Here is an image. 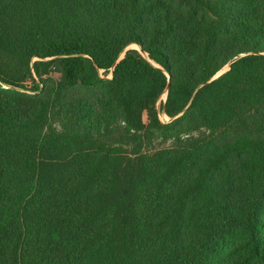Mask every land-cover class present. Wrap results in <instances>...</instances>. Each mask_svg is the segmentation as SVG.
<instances>
[{
  "label": "trees",
  "instance_id": "16d2710c",
  "mask_svg": "<svg viewBox=\"0 0 264 264\" xmlns=\"http://www.w3.org/2000/svg\"><path fill=\"white\" fill-rule=\"evenodd\" d=\"M56 65L105 100L20 91ZM247 94L264 108V0H0V264H264Z\"/></svg>",
  "mask_w": 264,
  "mask_h": 264
},
{
  "label": "rangeland",
  "instance_id": "374dc122",
  "mask_svg": "<svg viewBox=\"0 0 264 264\" xmlns=\"http://www.w3.org/2000/svg\"><path fill=\"white\" fill-rule=\"evenodd\" d=\"M130 49L139 50L140 48L137 45H132L128 48V50ZM123 56L124 55H122L121 58H123ZM37 59L38 58H34L31 64L37 61ZM228 70H229V67H226L220 73H218L213 79L222 76L223 74L228 72ZM12 73L20 77V75L16 74L15 71H12ZM100 75L102 76L103 79L111 80L113 78V69H111L108 72L102 70L100 71ZM42 79L45 81L46 86L44 87L43 90H35L36 84L38 82H41V79L37 77L34 74V72H32V77L22 82V85H24L23 87L25 88H23L20 91H22V93L27 94L29 96L40 95V92H34V91H49L50 89L52 91H71L66 96L67 98L71 100H75L83 94H86V96L87 94H90L93 102H96V99L105 100L103 97V91H105L103 86H97L94 88H85V87H80V86H76V87L67 86V84L62 79L61 70L58 65H56V68H53L51 70V74L49 76L43 77ZM2 89L9 90L10 87L7 85H3ZM89 91H93V92L89 93ZM166 99H167V94H165L161 98L159 104L162 101L165 102ZM251 101H252V96L250 94H247L245 96V103L240 108L238 107L235 108L234 118L240 119V123L237 122L236 120L235 122H233V129L231 132L233 137H236L237 135H240V136L243 135L245 137H251V138H258V137L264 136V108L262 106L254 107L251 104ZM104 104L107 106V101L104 102ZM100 108L101 107L99 105L96 106L97 111H99ZM160 119L163 123H168L170 121L169 117L165 115L164 113H162L161 111H160ZM53 127L58 128V123L54 125ZM201 133L209 135V131H207L204 128L201 129ZM163 143H164L163 140L158 139L156 142H154V145L156 147H166L170 145L169 142H167L166 144H163Z\"/></svg>",
  "mask_w": 264,
  "mask_h": 264
},
{
  "label": "water",
  "instance_id": "95a60500",
  "mask_svg": "<svg viewBox=\"0 0 264 264\" xmlns=\"http://www.w3.org/2000/svg\"><path fill=\"white\" fill-rule=\"evenodd\" d=\"M217 78H219V77H217ZM217 78H215V79H217ZM215 79H213V80H215Z\"/></svg>",
  "mask_w": 264,
  "mask_h": 264
}]
</instances>
